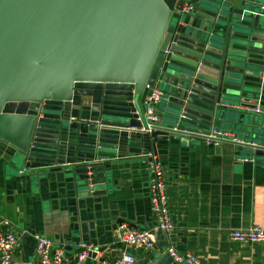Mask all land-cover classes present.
<instances>
[{"label": "water", "instance_id": "95a60500", "mask_svg": "<svg viewBox=\"0 0 264 264\" xmlns=\"http://www.w3.org/2000/svg\"><path fill=\"white\" fill-rule=\"evenodd\" d=\"M260 1L0 0V138L14 165L66 169L82 197L111 186L115 161L147 163L171 143L264 164ZM155 89L159 119L143 131ZM213 130L258 146H207ZM147 264L174 263L166 253Z\"/></svg>", "mask_w": 264, "mask_h": 264}, {"label": "crops", "instance_id": "0c3cea01", "mask_svg": "<svg viewBox=\"0 0 264 264\" xmlns=\"http://www.w3.org/2000/svg\"><path fill=\"white\" fill-rule=\"evenodd\" d=\"M13 155L0 138V232L21 233L15 251L18 262L36 264L33 236L41 233L68 261L75 259L81 242L92 244L96 256L85 264L115 259L124 250L135 255L134 264H147L171 247L183 255L195 254L204 264H264V243L238 242L230 235L252 225L264 227V164L243 160L247 155L225 149L216 153L198 141L163 145L159 158L174 228L149 249L126 247L117 239L122 223L136 229L156 226L147 163L140 157L115 161L111 186L95 196L79 197L68 170L31 175L20 172ZM167 242L169 246H163Z\"/></svg>", "mask_w": 264, "mask_h": 264}, {"label": "built area", "instance_id": "2783aa9c", "mask_svg": "<svg viewBox=\"0 0 264 264\" xmlns=\"http://www.w3.org/2000/svg\"><path fill=\"white\" fill-rule=\"evenodd\" d=\"M193 8L192 5L185 7V11ZM264 11V4L261 5ZM160 98L159 90L155 89L146 99L145 117L147 125L142 128L143 131H151L159 119L157 113V102ZM206 144H218L219 142L232 141L240 144H246L257 147L254 141H247L244 138L228 131L213 130L207 136H204ZM151 160L147 162L149 174V193L152 212L156 218V226L153 229H136L127 223H122L117 230L118 242L126 247L153 248L157 243L156 231L159 229L170 233L174 228L169 207H168V182L163 169L162 161L158 156L149 154ZM243 160H254L246 157ZM9 221H4L5 226H9ZM24 232H27L26 230ZM23 232V233H24ZM21 233L12 230H3L0 232V264H30L27 262H18L15 259V251L18 245V239ZM231 238L238 242L264 243V227L252 225L245 229H239L231 232ZM36 241V264H85L86 261L96 252V248L88 242H81L78 247V253L72 261H68L61 249L55 248L53 240L44 234L35 233ZM168 253L173 259L174 264H204L198 256L192 253L180 254L173 247L168 249ZM136 257L128 250H124L115 259H102L100 264H134Z\"/></svg>", "mask_w": 264, "mask_h": 264}, {"label": "rangeland", "instance_id": "374dc122", "mask_svg": "<svg viewBox=\"0 0 264 264\" xmlns=\"http://www.w3.org/2000/svg\"><path fill=\"white\" fill-rule=\"evenodd\" d=\"M242 155H246V154L244 153V154H242Z\"/></svg>", "mask_w": 264, "mask_h": 264}]
</instances>
